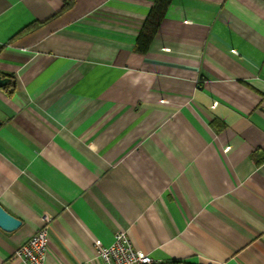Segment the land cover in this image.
Instances as JSON below:
<instances>
[{
  "label": "crops",
  "instance_id": "obj_1",
  "mask_svg": "<svg viewBox=\"0 0 264 264\" xmlns=\"http://www.w3.org/2000/svg\"><path fill=\"white\" fill-rule=\"evenodd\" d=\"M0 0V264L49 217L45 264H264V0ZM28 25L32 27L20 32ZM256 153V156H255Z\"/></svg>",
  "mask_w": 264,
  "mask_h": 264
},
{
  "label": "built area",
  "instance_id": "obj_2",
  "mask_svg": "<svg viewBox=\"0 0 264 264\" xmlns=\"http://www.w3.org/2000/svg\"><path fill=\"white\" fill-rule=\"evenodd\" d=\"M43 224L11 255L13 264H45L50 232L49 217L41 216ZM98 258L103 264H151L154 261L147 252L135 248L125 230L117 231L112 243L108 245L96 244ZM221 264H227L222 262Z\"/></svg>",
  "mask_w": 264,
  "mask_h": 264
},
{
  "label": "trees",
  "instance_id": "obj_3",
  "mask_svg": "<svg viewBox=\"0 0 264 264\" xmlns=\"http://www.w3.org/2000/svg\"><path fill=\"white\" fill-rule=\"evenodd\" d=\"M74 0H66L64 4V9L69 8ZM172 0H154L147 15L145 16L141 27L139 29L138 35L136 36L134 49L139 53H145L149 45L151 44L152 40L154 39L158 27L161 24L169 4ZM32 25H28L23 28L20 32L26 31L30 29ZM256 156V153H255ZM264 159V156L257 159V162ZM151 264H191L188 262L178 261V260H170L165 262L159 263H151Z\"/></svg>",
  "mask_w": 264,
  "mask_h": 264
},
{
  "label": "water",
  "instance_id": "obj_4",
  "mask_svg": "<svg viewBox=\"0 0 264 264\" xmlns=\"http://www.w3.org/2000/svg\"><path fill=\"white\" fill-rule=\"evenodd\" d=\"M11 81L9 76L0 74V87L7 85ZM20 220L8 213L0 206V226L5 230H12L20 225Z\"/></svg>",
  "mask_w": 264,
  "mask_h": 264
}]
</instances>
